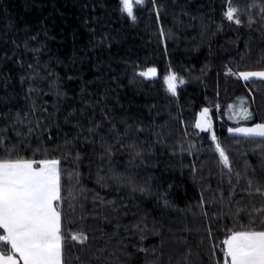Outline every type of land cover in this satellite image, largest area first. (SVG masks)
<instances>
[{"label":"trees","instance_id":"1","mask_svg":"<svg viewBox=\"0 0 264 264\" xmlns=\"http://www.w3.org/2000/svg\"><path fill=\"white\" fill-rule=\"evenodd\" d=\"M251 2L237 0L241 7ZM156 3L159 19L152 0H145V5L136 9L137 20L133 23L120 13L118 0H0V80L9 81L7 89L0 83V98H4L0 99V113L14 117L16 112L22 116L27 112L33 124L39 118L48 126L37 130L24 144H18L20 155L32 157L39 149L35 151L39 157L47 149L48 155L62 156V151L53 149L62 146L65 139L72 140L79 131L73 126L76 121L83 126V135H89L87 117L93 114V107L96 122L107 125L108 121L103 120L107 115L120 132L124 131V121L133 128H143L137 134V144L144 151L143 163L115 141L111 162L107 157L100 159L99 145L93 151V146L76 141V149L82 153L79 183L69 184L67 176L62 182L66 190H85L78 193L83 210L77 207L75 223H66L65 228H83L87 232L93 255L102 258L93 260V264H117V257L127 264H146L145 254L133 247L136 244L149 249L148 261L158 257L159 264H185L183 258L189 250L191 264L222 261L220 241L226 231L237 226L236 217L228 215L227 197L232 195L233 208L237 201L248 204L245 174L264 177V144L259 138L229 132L235 119L230 118L229 105H238L241 97L253 114L243 122L264 123V80L243 81L226 74L229 68L234 73L264 70V26L259 16L255 15L257 23L251 29L247 25L237 28L222 21L223 0ZM257 11L253 9L254 13ZM221 24L222 30L218 31ZM25 42L29 49L41 50H26ZM28 64L33 65L31 70ZM137 65V70L155 67L157 75L147 80L138 76L133 79ZM169 72L185 81L178 85L176 96L168 93L164 85ZM30 74L35 77L32 81L27 79ZM21 75L26 77L23 84ZM30 84L39 89L31 93V99L27 92ZM33 100L35 114L31 113ZM81 108L85 110L83 116ZM204 108L210 110L211 132L195 127ZM73 110L75 114L65 122ZM6 123L0 119V127ZM212 132L229 156L231 188L227 169L220 164L211 141ZM7 136L11 143H17L11 128ZM132 138L130 135L129 139ZM63 166L69 170L76 168L67 162ZM109 169L131 175L135 184L148 181L151 193L118 187L110 179L108 187H101L97 173L109 176ZM236 173L241 174L239 183ZM221 192L224 201L219 199ZM93 197L115 200L120 211L112 213L106 206L101 208L99 200L94 201ZM254 202L259 204L258 200ZM201 207L208 217L201 214ZM105 213L109 220L114 215L119 217L118 235H112L117 231L113 227L116 221L104 220ZM141 217L146 218L149 229L155 225L160 234L148 231L140 241L132 225ZM241 223H246V219ZM124 226L128 227L127 232ZM209 227L214 237L211 240L207 236ZM120 240L123 244H118ZM213 244L215 256L211 255ZM125 245L129 256L117 251ZM105 248L106 252L96 251ZM65 251L69 264H80L77 256L92 259L70 240ZM113 251L116 256L110 255Z\"/></svg>","mask_w":264,"mask_h":264},{"label":"snow or ice","instance_id":"2","mask_svg":"<svg viewBox=\"0 0 264 264\" xmlns=\"http://www.w3.org/2000/svg\"><path fill=\"white\" fill-rule=\"evenodd\" d=\"M119 11L123 16H126L133 23L136 22V9L145 5V0H118ZM153 7L156 9L157 19H159V6L156 0H152ZM253 9H257L256 13ZM255 15L259 16L262 26H264V3H258L257 0H252L244 7H241L237 0H223L221 9L222 21L227 22L229 26L235 25L237 28L247 25L252 28L257 20ZM223 25H218L217 30H222ZM160 35H165L163 29L160 30ZM35 39V37H32ZM15 43V42H13ZM24 47L26 50L38 53L41 48L29 49L27 42ZM43 47V46H41ZM15 54V53H14ZM10 59V58H9ZM37 62L38 57H37ZM18 63L23 66L22 61ZM27 67L31 70L33 65L28 64ZM139 66L134 69V77H142L144 79H152L157 74L155 67H147L145 70H137ZM51 75L52 73H48ZM227 75H234L237 79L249 81L253 77L264 80V71H240L232 72L229 68ZM2 75V74H0ZM26 77L21 75V84L25 82ZM29 81L35 79L31 74L27 77ZM71 79V77H69ZM8 79L0 80L7 89ZM185 81L178 77L176 73L169 72L164 77V85L166 91L172 96L177 95L178 85H183ZM39 89L29 85L27 92L28 98L31 99V93L37 92ZM83 92L84 89H81ZM63 95V93H58ZM4 99V98H0ZM5 102H7L5 100ZM83 103V101H81ZM88 107H92L88 105ZM232 109V116L237 120H249L252 118V112L247 106V101L241 97L238 105H229ZM37 111L35 101L31 105V113L35 114ZM46 111V110H44ZM84 108L80 109L81 116L84 115ZM103 112L104 109L101 108ZM210 110L204 108L198 115L195 127L202 132H211L212 119L209 115ZM75 114V110L69 112L65 117V122H68L69 117ZM95 108L93 107V114L88 116V127L86 129L89 135L84 136L83 126L79 121L74 123V127L79 129L72 140L65 139L63 145L53 151H62V156L48 155V150L40 152L39 157L36 156L35 150L32 157H26L19 154L20 149L18 144H24L37 130H42L47 125L43 124L38 118L33 124L29 118V113L25 112L23 116L20 112H16L14 117L9 113H0V119L6 123L5 127H0V264H69L65 259L66 243L70 240L73 245H78L86 256L92 257L87 259L77 256L76 259L80 264H93V260L100 261V256H94L89 244L90 236L83 229L67 230L65 224H74V216L77 207L83 210V203L80 200L78 193H83L84 189L74 191L72 187L65 189L62 182L64 177H68L69 184L72 181L79 183L78 165L81 161L82 153L76 149V141L85 145L93 146L95 151L96 145L102 149L100 159L107 157L111 162L114 155L115 144H120L122 148H127L132 157L139 158L141 163L144 161V151L137 144V134L143 131V128L128 124L126 121L123 132L117 130L115 124L108 119L107 115L103 120H107L105 125L103 121L96 122L94 120ZM20 126V127H17ZM8 128H11L15 136L18 138L16 144L9 141L7 136ZM21 129H24L22 131ZM235 131L243 136L251 139L259 138L260 143L264 144V123L255 124L253 127H238ZM134 138L129 139V136ZM98 138V139H97ZM52 139L51 136L48 137ZM211 141L215 146V152L219 156V162L224 169H227L229 175V185L232 186V166L228 154L218 141L214 132L211 133ZM143 143V142H141ZM71 163L76 166L73 170L65 168L64 163ZM109 176L97 173V183L101 187H108L107 181L112 180L118 187H130L131 191L139 192L141 194H150L151 185L148 181L143 184H135L131 175L118 173L114 169H109ZM247 187L245 189L249 197L248 204H241L237 201V206L232 207V195L227 197L228 215L236 217L237 226L226 231L224 238L220 241V251L222 252V261L216 260L213 264H264V177L255 178L247 177L245 174ZM241 174L236 173V183H239ZM135 185V186H134ZM234 192V188L232 189ZM86 198V197H85ZM99 200L101 208L105 206L110 209L112 213H118L120 208L116 206L115 200L105 201L103 197H93V200ZM219 199L225 200L224 194L221 192ZM259 201V204L254 201ZM165 207L168 206L165 200ZM206 203L201 197V204ZM250 205V206H249ZM122 207H127L122 205ZM95 211V208H94ZM67 213V214H66ZM201 214L208 217V212L201 207ZM218 213L217 215H222ZM81 219L84 216L81 215ZM104 220L111 223L115 220L113 227L117 230L112 235H118V230L121 227L118 216H112L109 220L108 214L105 213L102 217ZM246 219V223H241ZM125 227V232L128 227ZM227 228V225H225ZM135 233L139 234V240L145 239V233L151 231L154 235H159V230L153 225L151 229L148 228L146 218L141 217L135 224L132 225ZM188 230V229H185ZM208 238L214 239L211 228L207 229ZM111 240V237H110ZM163 242V238H162ZM203 239L201 244H203ZM118 244H123L120 240ZM137 252L144 253L146 257V264H159V258L147 260L149 249L136 244L133 246ZM127 245L124 248H117L121 255L129 256L131 254L126 252ZM97 252H106L107 249H96ZM153 255L155 249L152 250ZM215 245H211V255L215 256ZM116 256V251L110 253ZM192 255L189 250L183 258L185 264H191L188 257ZM117 264H127V261H120L117 257Z\"/></svg>","mask_w":264,"mask_h":264},{"label":"rangeland","instance_id":"3","mask_svg":"<svg viewBox=\"0 0 264 264\" xmlns=\"http://www.w3.org/2000/svg\"><path fill=\"white\" fill-rule=\"evenodd\" d=\"M256 71H264V70H256ZM156 75H157V74H156ZM252 79H256V78L253 77ZM257 79H258V78H257ZM250 80H251V79H250ZM200 112H201V111H200ZM230 124H231L230 129H233V130H235V129L238 128V127H253V126L255 125V124L244 123V122H243V119H239V120H237L236 118H235L234 121L231 122ZM229 132H230V131H229ZM230 134H233V135H236V134H238V135H242V134L237 133V132H235V131H231Z\"/></svg>","mask_w":264,"mask_h":264}]
</instances>
